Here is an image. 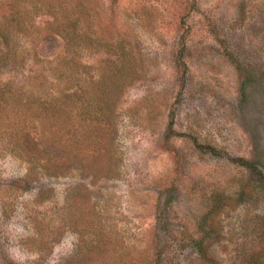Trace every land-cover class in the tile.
Masks as SVG:
<instances>
[{
    "label": "rangeland",
    "instance_id": "rangeland-1",
    "mask_svg": "<svg viewBox=\"0 0 264 264\" xmlns=\"http://www.w3.org/2000/svg\"><path fill=\"white\" fill-rule=\"evenodd\" d=\"M12 1L0 0V23ZM90 7L93 46L77 58L80 84L93 79V91L107 85L114 95L106 106L114 150L64 154L60 174H47L44 154L29 161L26 137L16 150L18 126L0 111V264H237L239 251L258 250L264 215V178L238 162L264 174V0ZM51 22L45 12L30 19L24 63L0 72V88L58 86L50 68L66 50L47 38ZM247 182L252 202L237 206ZM215 200L225 205L208 221L202 253L201 225Z\"/></svg>",
    "mask_w": 264,
    "mask_h": 264
},
{
    "label": "trees",
    "instance_id": "trees-1",
    "mask_svg": "<svg viewBox=\"0 0 264 264\" xmlns=\"http://www.w3.org/2000/svg\"><path fill=\"white\" fill-rule=\"evenodd\" d=\"M11 5L12 13L5 16L0 23V72L17 70L23 65L25 58L21 50V39H27L33 34L34 25L30 23V19L36 13L45 12L52 16L47 38L59 37L64 41L66 50V56L50 68L51 74L58 82L53 91L45 90L39 82L20 86L13 85L11 81L2 84L0 111L12 118L13 123L18 126L15 133L16 150H25L21 140L26 137L29 161L38 163L41 159L39 155L44 154L47 163L45 162L43 168L47 174L54 176L60 174L59 166L64 154L74 153L78 157L81 152L102 155V152L113 151L115 115L113 110L106 106L111 104L109 99H113L114 95L107 85H103V89L97 88L96 92L93 91L99 83L93 79L87 80L85 89L80 84L81 71L77 58L81 50L93 46V38L87 32L92 24L90 0H14ZM112 54H117V51ZM176 64L183 72L187 69L183 53L177 57ZM118 65L113 66L110 78H116L120 74ZM93 121L98 122L97 124L106 121L111 125L110 129L105 128L107 124L96 126ZM173 121L172 119L171 125L174 124ZM238 162L253 170L256 176L264 178V174L253 162L243 159ZM256 180L258 179L250 182L259 188ZM250 182L242 185L237 206L252 202V197L246 191ZM221 197L223 195L217 194L215 198ZM223 205L225 201L222 203L215 200L203 217L201 227L205 233L197 242V248L202 253L204 241L210 232L208 221ZM257 226L258 250L248 254L239 251L237 264H264V215L259 219Z\"/></svg>",
    "mask_w": 264,
    "mask_h": 264
}]
</instances>
